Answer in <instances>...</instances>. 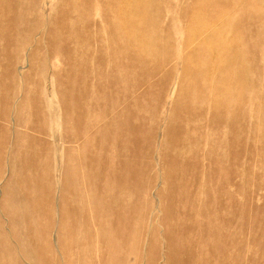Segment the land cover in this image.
<instances>
[{"label":"rangeland","instance_id":"1","mask_svg":"<svg viewBox=\"0 0 264 264\" xmlns=\"http://www.w3.org/2000/svg\"><path fill=\"white\" fill-rule=\"evenodd\" d=\"M0 264H264V0H0Z\"/></svg>","mask_w":264,"mask_h":264},{"label":"bare ground","instance_id":"2","mask_svg":"<svg viewBox=\"0 0 264 264\" xmlns=\"http://www.w3.org/2000/svg\"><path fill=\"white\" fill-rule=\"evenodd\" d=\"M212 36H211V34H204V40H209L210 38H211Z\"/></svg>","mask_w":264,"mask_h":264}]
</instances>
